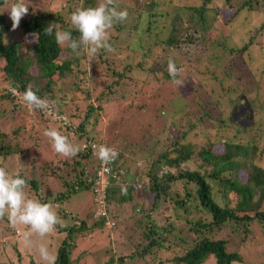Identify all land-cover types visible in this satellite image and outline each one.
I'll use <instances>...</instances> for the list:
<instances>
[{
	"label": "rangeland",
	"instance_id": "374dc122",
	"mask_svg": "<svg viewBox=\"0 0 264 264\" xmlns=\"http://www.w3.org/2000/svg\"><path fill=\"white\" fill-rule=\"evenodd\" d=\"M68 1L25 0V3L28 4L30 11L48 6L52 11L63 10L65 12L67 10L66 16L69 17L72 11L81 9L80 4L84 0ZM93 1H90L93 3V7L97 6L99 0ZM201 1L157 0V6L151 8L150 4H147V0H116L118 10H127L128 17L125 21L116 23L109 30V42L113 50L102 49L94 57L86 54L79 55L77 65H73L79 72L77 75L59 78L56 74L53 77L52 83L55 90L57 92L66 90L65 98L71 97L64 100L62 104L69 117L61 119L62 115L52 108V112L44 113L42 116L35 113V110L31 112L19 110V118L11 119L14 129H18L14 135H11V147L15 149V152L12 157L3 158L0 156V163L10 173L21 172L27 179L35 178L37 190L33 188L32 184L27 183L26 194L29 198L52 204L63 224L72 223V221L77 224L83 219L87 225H90L97 218L93 213L91 191L89 190L83 189L64 200L55 199L58 192L67 187L66 182L72 181L73 177L75 180L76 172L72 170L71 164H67L70 163L72 157L66 158L57 154L51 141L43 133L48 129H55L68 137L74 146L84 147L85 135L82 138H77L80 134L77 130L79 123L86 119L89 103L93 110L86 119L84 130L81 133L87 130V133L92 135L91 144H94V148L98 149L103 144L112 145L120 153L127 147L126 143H129V147H135L139 152V156L136 153L124 154L129 158L134 157V163L132 162L125 172L123 169L124 174L120 177L121 183L116 184L118 185L116 192L126 189L124 185L122 187L124 182L133 183L135 179L141 181L138 175L145 169L142 160L150 154L152 146H157L159 150L164 148L165 143L168 142V136L171 137L169 141L174 140L177 126L182 127L183 123L187 121L192 123L196 120L193 112L185 113L190 108L186 104L197 112L207 111L210 108L211 114L218 118L219 122L208 120V124H216V128L210 132L211 136L220 137L224 130L232 134L241 122L242 124L246 123V126L250 127L248 130L250 134H244V139L245 141H248L247 138L250 139V142L256 146L253 153L254 162L264 168V0H211V6L207 7L206 20L210 23L209 17L217 12L218 19L215 24L222 27L223 30H218L214 26V32L209 38V47L196 66V60L193 61V64L189 63L184 58L182 51H178L171 45L165 48L163 39L166 36L178 37L183 31L173 29L170 23L169 14L175 5L182 6L184 11L185 6L198 7ZM12 4L14 3L9 0L7 4L4 2L1 6L5 11V20L10 24L13 22L8 10ZM69 10L70 13H68ZM152 12H155L156 16L153 17L155 23L149 33L134 32L135 22H139V25L146 24L148 19H152L149 17ZM197 20L199 21L198 18ZM199 22L196 23L199 24ZM7 35L10 39H20L16 29L8 28ZM27 37L32 38L31 35H27ZM250 38L254 40L241 53L237 47L248 43ZM142 52H146L148 57L142 58L144 56ZM108 56L112 59L109 60ZM169 59H172L176 67L182 70L176 77L181 82L179 84L173 83L171 77L163 74L168 72ZM125 62L132 63L131 71L123 68ZM137 63H140L142 67ZM191 78H194L196 85L193 84ZM41 81L44 79L42 78ZM5 82L0 71V91H2ZM240 90L245 95L243 98L235 100L244 102L246 112L239 113V110H236L233 120L222 118L220 109L216 106L226 107V114H229V109L234 106L233 102L229 103L226 96L232 91L239 92ZM184 93L186 97L182 98ZM209 98L216 99L218 103L213 105L214 100H209ZM16 101H18L16 103H21L20 96ZM7 106L8 109L13 108L12 102L7 103ZM235 107L243 108L238 105ZM180 114L184 116L181 123L174 121ZM202 117L205 124L206 118ZM250 120L257 126L249 124ZM218 123H220V127H218ZM163 126H166L165 129L160 131ZM145 130L156 131V133L154 135L147 134L144 132ZM204 133H206L204 129L195 125L183 140L185 142L189 140L203 141ZM121 143H123L122 146ZM221 148L222 145H219L216 150ZM196 151L193 152L194 156L183 163L184 166L192 167L194 160L197 162L201 160L196 155ZM121 157L120 165L121 162L127 164L124 160L121 161ZM64 160H66V165ZM81 161L88 170L90 161L88 159ZM76 169L79 170V166ZM89 172L91 171L89 170ZM238 172L239 176L245 179L244 170L238 168ZM68 184L70 185V183ZM182 187L183 182L177 181L171 189L176 188L177 191L183 193ZM152 197L153 194L150 192L141 190L140 195H134L133 201H127L119 206L113 204L112 213L117 211L119 217L126 216L127 220H120L117 224L115 222L116 225L112 227H107L105 224L108 231L107 236L105 230H101L97 226H94L89 233L79 236L80 240H77L76 245L70 251L71 263L101 264L112 256L114 264H117L119 259L113 248L118 244V240H121V235L128 229L136 234L141 231L142 222L132 223L134 217L137 215L144 223H147V217H142L133 205H137V208L144 209V211L149 210ZM153 208L150 217L156 225L162 227L173 220L175 227L173 233H169L168 236L171 238L168 239L169 247L153 250L144 258L136 255L135 260H140L141 264H185L182 261H175L173 258L175 255L183 254L191 245L189 244L190 236L185 230L186 213L183 207L176 206L175 209L172 202L164 203L161 199ZM68 211L73 215L65 217L64 213ZM195 213L191 210L190 216L197 217ZM177 214L178 217H175ZM231 228L224 227L217 236L229 239L231 250L238 247L240 250H244L245 259H248V254L251 253V259L264 260L263 229L258 230L257 234L253 229L255 234L247 241L251 242V246L244 247L245 243L243 245L241 243L242 237L239 230L231 231ZM117 229H120V234L118 238H115L113 233ZM25 230V226H19L17 229L10 227L6 216L0 219V261L13 262L14 264L42 263L37 251L40 244L46 245L50 252L57 255L58 246L65 235L60 227L43 239L34 236L31 248L26 247L22 242L21 236ZM93 244L95 246L89 248ZM133 250L134 247L131 246L124 253L129 254ZM249 262L251 261L235 260L232 264ZM125 264H129V262ZM205 264H212V262L208 261Z\"/></svg>",
	"mask_w": 264,
	"mask_h": 264
},
{
	"label": "trees",
	"instance_id": "16d2710c",
	"mask_svg": "<svg viewBox=\"0 0 264 264\" xmlns=\"http://www.w3.org/2000/svg\"><path fill=\"white\" fill-rule=\"evenodd\" d=\"M90 1L93 0H84L80 4L81 9L93 7V3H90ZM4 2L5 0H0V69H2L0 71L4 81H6L5 85L2 86V91H0V156L8 158L12 157L15 152V149L11 147V135H14L18 130L17 128L14 129L11 119L17 120L19 118V110L28 111L26 106L16 103L18 102L16 100L29 86L41 98L55 102L53 108L62 115L61 119L69 117L62 104L64 100L71 97L65 98L66 90L57 92L52 82L56 74L59 78L77 75L79 72L73 65H77L78 56L70 48H62L57 45L55 30L52 36L45 35V30L50 24L56 23L59 25L60 30L71 31L74 38H77L79 33L70 23V16L73 11L70 13L69 10L68 13L70 15L67 17V10L65 12L63 10L52 11L48 6H44L43 8L32 9V11L28 10V13L21 19L19 26L16 28L20 39H10L7 35L8 28L11 30L13 28L12 24L5 20V11L1 7ZM11 2L15 3L16 0H11ZM210 2L211 0H202L198 7L185 6L186 9L184 11L182 6L175 5L169 14L170 23L173 29L183 31L178 37L171 38L166 36L163 39L166 45L165 48L171 45L178 51H182L184 58L189 63L193 64V61L196 60V66L209 47V38L214 32V26L218 30H223L222 27L215 24L218 19L217 12H214L210 17L208 15L210 23L206 20L207 7L211 6ZM147 4L154 8L158 2L157 0H147ZM154 16H156L155 12L149 14L152 19ZM152 19H148L144 25H139V22H135L134 32L140 31L148 34L155 23L154 19ZM196 22H199V24ZM27 35H31L32 38L29 39ZM253 40L250 38L248 43L237 47V49L242 53ZM165 48H162V50H165ZM142 55H144L142 58L148 57L146 52H142ZM104 59L107 58L104 57ZM108 59L110 60L112 57L108 56ZM137 65L142 67L140 63H137ZM123 68L131 71L133 69L132 63L125 62ZM78 69L81 70L79 67ZM163 74L170 77L168 72ZM42 78L44 81H41ZM193 79L191 78L193 84L196 85V81ZM244 95V92L240 90L239 92L232 91L226 96L229 103L233 102L234 107L236 105L238 107L242 106V109L232 107L229 109V114H226V107L216 106L220 109L222 118L233 120V114L236 110H239V113L246 112L247 109L244 107V102L235 100L243 98ZM185 97V93L182 94V98ZM209 100H214L213 105L218 103L214 98H209ZM9 102H12L13 108L11 109H8L7 106ZM186 106L190 108L185 113L193 112L196 120L192 123L187 121L182 124V127L177 126L174 140L172 142L169 141L171 137L168 136V142L165 143L164 148L160 150L157 146L150 148V154L142 160L145 169L138 175L141 181L135 179L133 183L124 182L122 187L124 185L126 188V194H123L122 190L116 192L118 190L116 189V186H118L116 184L121 183V181L117 177H110L103 197L99 200L97 195L98 187L94 183L95 172L101 163L100 159L94 155V152L98 151L99 148L93 147L94 144H91L93 141L92 135H89L87 130L81 133L84 130L86 119L93 110L92 105L88 104L86 119L79 123V129L77 130L80 132L77 138H82L85 135L84 147H80L79 153L75 156L76 158L72 157L70 163H67L71 164L72 170L76 172L75 180L73 177L72 181L66 182L67 187L58 192L55 199L64 200L83 189L89 190L91 191L93 213L97 220L90 225H87L86 221L81 219L77 224L72 221V223H64L63 227L57 226L65 232V235L57 249L56 264H72L70 257L71 248L76 245L77 240H80L79 236L89 233L94 226L105 230L107 236V227L116 225L120 220H127L126 216L119 217L117 211L112 213L111 207L113 204H118L119 206L127 201H133L134 195H140L141 190L153 194L150 199L151 208L149 210L144 211V209L137 208V205H133L142 217H147V223H144L137 215L134 217L132 223L142 222L141 231L136 234L128 229L121 235V240H118V244L113 248V251L118 255L119 261L117 264H125L127 262L129 264H141L140 260H135L136 255L144 258L153 250H162L169 247L168 239L171 238H168V236L169 233H173L175 227L173 220L161 227L156 225L150 217L153 207L161 199H163L164 203L166 201L172 202L175 209L176 206L183 207L186 213L185 230L190 236L191 242L189 244L191 245L183 254L173 256L175 261H182L185 264H205L208 261H211L212 264H232L235 260L240 262L242 260H250L251 262L246 264H264V260L251 259V253L248 254V259H245L244 250H240L239 247L231 250L229 248L230 240L217 236L224 227H232L231 231H234V229L239 230L242 237V245L245 243L244 247H250L251 242L247 241L255 234L253 229L256 230V234L258 230H264V204L262 205L264 202V168L254 162L253 153L256 146L250 142V139L247 138L248 141L244 139L246 134H250L248 131L250 127H247L246 123L242 124L240 120L239 127L235 128L232 134L224 130L220 137L211 136L210 132L216 128V124H208V120L217 122L219 120L211 114L210 108L207 111L197 112L190 105L186 104ZM52 110L45 112L37 109L35 113L42 116L44 113L52 112ZM202 116L206 118L205 124ZM183 118L184 116L180 114L174 121H180L181 123ZM220 123H218V127H220ZM249 124L257 126L251 120ZM195 125H198L206 132L204 133L203 141L189 140L185 142L183 138ZM166 126H163L160 131L165 129ZM144 132L151 135L156 133V131L149 132L147 130ZM254 134L256 135V133ZM120 145L122 146L123 143ZM219 145H222V148L216 150ZM103 146L117 151L112 145L103 144ZM126 146L114 160L115 168L122 173L120 176L124 174L123 169L125 172L134 160V157L129 158L124 154L136 153L139 156L137 148L129 147V143H126ZM194 150H197L196 155L201 160L199 162L194 160L192 167L184 166L183 163L194 156ZM120 157L122 158L121 161L124 160L128 165L123 162L120 165ZM84 159L90 161L88 170H86L81 161ZM64 162L66 165V160ZM122 165L123 167H121ZM77 166H79V170L76 169ZM0 167H3L1 163ZM238 168L244 170L245 179L239 176ZM17 173L37 190L38 186L35 178L27 179L21 172ZM177 181L183 182V193L177 191L176 188L171 189ZM188 183L190 184L189 186ZM191 210L196 212L197 217L190 216ZM70 214V211L64 213L65 217ZM114 217L116 218L114 219ZM175 217H178V214ZM119 234L120 229H117L113 233V237L118 238ZM137 236L138 238H135ZM182 239L185 240L186 238ZM94 246V244L90 245L89 248ZM131 246L134 247V250L129 254H125L124 251H127ZM113 261L111 256V258L106 259L101 264H114ZM0 264L14 263L0 261ZM27 264L37 263L29 262Z\"/></svg>",
	"mask_w": 264,
	"mask_h": 264
},
{
	"label": "clouds",
	"instance_id": "9594fccd",
	"mask_svg": "<svg viewBox=\"0 0 264 264\" xmlns=\"http://www.w3.org/2000/svg\"><path fill=\"white\" fill-rule=\"evenodd\" d=\"M5 3L7 4V0ZM28 10L29 6L25 0H16L11 5L8 12L13 22V30L19 26ZM127 17V10H118L116 0H99L95 7L76 9L72 12L70 23L79 33L77 38L73 37L71 31L60 30L56 23H52L46 28L45 35L52 36L55 30L57 45L62 48H70L77 56L86 54L94 57L102 49L113 50L109 42V30L116 23L125 21ZM167 69L173 83H181L176 77L182 70L176 67L172 59H169ZM20 102L27 107L29 112L37 109L47 112L55 104L54 101L38 96L31 86L20 95ZM43 134L51 141L54 151L63 157H75L80 151L69 141L68 137L55 129H48ZM94 155L103 164H108L118 157V152L113 148L101 145ZM26 184V180L19 173H10L5 167H0V219L6 216L13 229L25 226L26 230L22 233L21 239L26 247L31 248L34 236L43 239L54 233L57 226L63 227V222L52 204L42 203L28 197L25 192ZM122 193L126 194V190H122ZM37 251L42 264H56V255L50 252L46 245L40 244Z\"/></svg>",
	"mask_w": 264,
	"mask_h": 264
},
{
	"label": "built area",
	"instance_id": "2783aa9c",
	"mask_svg": "<svg viewBox=\"0 0 264 264\" xmlns=\"http://www.w3.org/2000/svg\"><path fill=\"white\" fill-rule=\"evenodd\" d=\"M118 172V173H117ZM96 177L94 183L97 188V195L99 200L103 197V194L107 188L110 177H117L120 180V173L114 166V161L108 164H103L102 162L98 166L96 172Z\"/></svg>",
	"mask_w": 264,
	"mask_h": 264
}]
</instances>
